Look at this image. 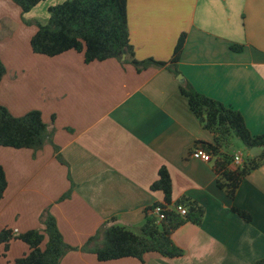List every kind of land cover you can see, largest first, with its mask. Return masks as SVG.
Returning <instances> with one entry per match:
<instances>
[{"label":"crops","instance_id":"0c3cea01","mask_svg":"<svg viewBox=\"0 0 264 264\" xmlns=\"http://www.w3.org/2000/svg\"><path fill=\"white\" fill-rule=\"evenodd\" d=\"M61 1L67 0L38 6L48 10ZM35 8L22 15L11 1L0 0V35L10 39L0 52L7 70L0 105L14 116L39 111L59 150L51 144L37 152L0 147L7 180L0 231L43 229L40 216L49 209L72 247H81L110 219L138 232L145 209L163 202V194L150 186L165 167L173 201L189 198L205 210L201 226L186 224L172 235L182 257L148 253L142 261L100 262L93 254L73 251L60 264H253L264 259V166L246 176L230 200L216 185V157L209 162L191 157L199 142L212 144L213 135L191 113L171 72L152 67L138 73L115 59L86 64L75 51L34 54L30 40L36 28L24 25L22 17L38 21L32 16ZM127 22L139 61L168 62L184 34L177 64L183 79L239 111L253 136L264 132V0H127ZM234 44L243 51L233 52ZM57 154L68 166L57 161ZM68 175L72 193L60 201L71 187ZM232 207L247 212L251 221ZM27 253L26 244L14 241L3 257L0 245V264H14Z\"/></svg>","mask_w":264,"mask_h":264},{"label":"trees","instance_id":"16d2710c","mask_svg":"<svg viewBox=\"0 0 264 264\" xmlns=\"http://www.w3.org/2000/svg\"><path fill=\"white\" fill-rule=\"evenodd\" d=\"M9 1L24 15L45 0ZM47 12L48 20L44 25L22 17L24 25L37 26V31L30 40L34 54L56 57L68 51H75L83 55L86 64L115 59L123 65H132L138 73L155 67L165 68L175 77L181 75L177 64L184 45V34L179 37L168 62L154 59L139 61L135 58L127 22V0H67L49 7ZM230 49L240 53L243 46L234 44ZM123 56L126 57L125 61H122ZM6 73V67L0 59V83ZM179 90L187 99L189 109L199 124L213 135L212 144L199 142L198 145L212 157H216V185L233 200L242 180L264 166V132L253 136L239 111L197 92L185 79L179 84ZM52 137L53 132L43 122L39 111L14 116L6 107L0 105V147L37 152L46 144H51L58 153L59 149L53 144ZM234 138L240 140L245 147L246 155L241 166L231 168L229 164L233 158ZM253 148L262 151L258 156H254L250 154ZM56 159L61 165L68 166L60 154H57ZM68 180L71 187L60 201L68 199L72 193L73 183L69 175ZM6 188L5 172L0 166V201ZM150 190L161 192L164 199L162 203H155L145 209L144 222L138 232H133L116 219H110L81 247H72L64 241L54 216L49 209H45L40 216L43 229L20 234L8 228L0 231L3 257H6L10 244L14 241L28 246V253L16 259L14 264H60L65 255L73 251L93 254L100 262L124 258L142 261L143 256L148 253H155L164 258L182 257L184 252L174 244L172 235L186 224L201 226L205 210L189 198L182 197L173 201L171 178L165 167L159 170L158 178L151 184ZM178 206L186 209L185 215L178 212ZM156 208L161 209L164 216L160 223H156L157 218L153 214ZM231 210L245 222L251 221L247 212L235 207ZM253 264H264V259Z\"/></svg>","mask_w":264,"mask_h":264},{"label":"built area","instance_id":"2783aa9c","mask_svg":"<svg viewBox=\"0 0 264 264\" xmlns=\"http://www.w3.org/2000/svg\"><path fill=\"white\" fill-rule=\"evenodd\" d=\"M191 157L194 160H198V161H202V162H209L211 161L212 156L207 153L205 150H203L201 147L199 146H195L193 148V150L191 151ZM243 155L240 152H235V154L233 155L232 161L229 164V167L231 168H236L238 166H241L243 163ZM178 212L181 215H185L186 214V209L182 206H178L177 207ZM154 216H156L157 218V222L156 223H160V221L163 219V215H162V210L159 208H156L153 212Z\"/></svg>","mask_w":264,"mask_h":264},{"label":"rangeland","instance_id":"374dc122","mask_svg":"<svg viewBox=\"0 0 264 264\" xmlns=\"http://www.w3.org/2000/svg\"><path fill=\"white\" fill-rule=\"evenodd\" d=\"M49 2H53L55 0H48ZM48 2V3H49ZM62 3V1H61ZM60 4V3H59ZM54 6V5H52ZM36 10H33L32 13H33V17L34 18H37L38 21L40 24H46L47 23V20H48V12L47 10L44 8H42L41 10V6H38L37 8H35ZM25 15V14H24ZM29 15V14H28ZM27 16V15H26ZM25 16V17H26ZM33 27L36 28V31H37V26L36 25H32ZM10 41V39L6 36H3V35H0V52L2 54V52H4L6 50V46L5 45H8L7 43ZM14 41V39H13ZM6 58V57H5ZM1 59V57H0ZM7 60V59H5ZM8 62V61H7ZM6 75V74H5ZM5 77V76H4ZM3 77V78H4ZM233 155L235 154V152H240L244 157L246 155V149L245 147L242 145V143L240 142V140H238L237 138H234L233 140Z\"/></svg>","mask_w":264,"mask_h":264},{"label":"water","instance_id":"95a60500","mask_svg":"<svg viewBox=\"0 0 264 264\" xmlns=\"http://www.w3.org/2000/svg\"><path fill=\"white\" fill-rule=\"evenodd\" d=\"M125 56H123V58H122V61H125ZM176 79H177V81L179 82V83H182L183 82V76L182 75H178L177 77H176ZM261 151H262V149H259V148H253V149H251L250 150V154H252V155H254V156H258L260 153H261Z\"/></svg>","mask_w":264,"mask_h":264}]
</instances>
